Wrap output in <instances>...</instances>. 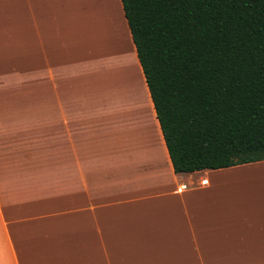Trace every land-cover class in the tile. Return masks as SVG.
I'll use <instances>...</instances> for the list:
<instances>
[{
	"label": "crops",
	"instance_id": "1",
	"mask_svg": "<svg viewBox=\"0 0 264 264\" xmlns=\"http://www.w3.org/2000/svg\"><path fill=\"white\" fill-rule=\"evenodd\" d=\"M68 1L0 0V264H264V159L175 172L122 0L95 18ZM118 23L153 130L104 141L103 119L119 133L140 105L127 69L112 71L127 105L103 93L94 52L125 54ZM62 148L85 150L67 188Z\"/></svg>",
	"mask_w": 264,
	"mask_h": 264
},
{
	"label": "trees",
	"instance_id": "2",
	"mask_svg": "<svg viewBox=\"0 0 264 264\" xmlns=\"http://www.w3.org/2000/svg\"><path fill=\"white\" fill-rule=\"evenodd\" d=\"M175 172L264 159V0H122Z\"/></svg>",
	"mask_w": 264,
	"mask_h": 264
},
{
	"label": "rangeland",
	"instance_id": "3",
	"mask_svg": "<svg viewBox=\"0 0 264 264\" xmlns=\"http://www.w3.org/2000/svg\"><path fill=\"white\" fill-rule=\"evenodd\" d=\"M60 1H62V2L67 1L69 3L68 0H60ZM72 1L74 3V0H72ZM99 4H100V6H105L109 9V4L107 3L106 0H90V5H89V7H87V8H89V10L84 7V5H85L84 3H81L82 16L84 18H95V16H96L95 7H97L96 5H99ZM118 4L119 3L117 0V5ZM70 7L72 8V6H70ZM74 7H75V11L78 12L80 9V6L75 5V3H74ZM118 7H119V5H118ZM71 11H72V9H71ZM117 25H118V32L117 33L120 34L119 33L120 23H118ZM101 49H103V46L101 47ZM94 53H97V51H95ZM126 53H127V55L130 53L128 47L126 49ZM123 57L125 59V56H123ZM130 57L132 58L131 53H130ZM119 58L120 59H118L117 63L114 62V64H112V65L109 64L108 67H111L112 71L118 70L117 72H122V71L125 72V70L127 69L126 62L125 61L123 62V59L121 57H119ZM108 67H107V71H108ZM101 75H102V73H101ZM106 82L108 83L109 80L107 77V73L105 72V76L102 75V88H103V84L105 85ZM103 91H104L103 93L107 94L106 98L109 100V102H111L112 97H110L107 90L103 89ZM8 92L19 93L20 90L18 88L17 89L14 88V91H8ZM10 106H12V108H17L13 105H10ZM126 110H128V111H126L125 116L116 119V126L120 131V132L118 131L119 133H112V130H111L112 121H110V118H104L103 119L104 122L102 123V127L99 128V129H101V133H94V134H90V135H94V136L99 135L102 138V140H104V141L109 140L111 137H114L115 135H117L121 138L124 137L126 139H128L130 137L137 138L139 136H142V134H144L147 130H149L150 126L152 125L151 124V121L153 119L152 115L149 112L143 110L139 106H138V108L136 107V108L126 109ZM126 122H128V123L126 124ZM99 129H97V130H99ZM74 131H75V128H72L71 132H68V129H66V128L63 129L62 139H66V140L77 139L78 135ZM111 141H112V139H111ZM101 151L108 153L110 150L104 149ZM112 151H116V149L112 150ZM84 155H85V150H81V149L75 150V149H70V148H62V150H61L62 162L63 161L66 162V163L62 164V166H61V168H62V185H64L65 188H67V185H68V177H69L70 170H73V172H74V169L78 168V172H79L80 169L83 170V168H84L83 163H80L77 165H75V163L70 164L69 160L72 158H75V157L84 158ZM62 189H64L63 186H62Z\"/></svg>",
	"mask_w": 264,
	"mask_h": 264
},
{
	"label": "bare ground",
	"instance_id": "4",
	"mask_svg": "<svg viewBox=\"0 0 264 264\" xmlns=\"http://www.w3.org/2000/svg\"><path fill=\"white\" fill-rule=\"evenodd\" d=\"M106 1L109 4V10L111 11V13L115 14V16H116V13H118L116 1L115 0H106ZM74 3H75V5L80 6V8H81V3H84L85 4L84 7L89 10V8H87V7H89V5H90V0H74ZM119 33H120V35H121V37L123 39V48L125 49V55H124V52L122 51V48L120 46H117L116 50L118 51V56L123 59V62L124 61L126 62L127 71H128L127 73L129 75L130 82H131V84H132V86H133V88L135 90V94H136V95H134L135 98H133V100H134L135 103H138L137 102V100H138L139 104H140L139 107H141L143 110H145V111L150 113V111L148 109V106H147V101L145 99V91H144L145 89H144V87H143V85H142V83L140 81V76L138 74L137 67H136L135 63L132 61V58L130 57V53L128 55L126 53L127 41H126V39H124V34H123V30H122L121 25H119ZM94 54H95V56L97 57V59L99 61L98 64L100 65V69H102L101 70L102 75L105 76V72L107 73V77H108V80H109V82H108V84H109L108 94L110 95V97H112L111 98V105H116V104L118 106L119 105H124V104L126 105L127 104L126 103L127 102L126 99H124L123 97H120L118 90H116L114 88L115 87L114 86L115 83L113 81V73H112L111 67H108V71H107V69H106L107 67L105 66L106 65L105 64L106 60L108 61L109 64H111V61H109L111 59V56L108 53H106L104 49H101L100 52H97V53H94ZM106 54H107V57H106ZM123 56H125V59H124ZM119 57H118V59H120ZM101 59H102V61H101ZM117 87H118V85H117ZM136 96H137V100H136ZM114 101L116 102V104H115ZM113 110H114V113H116V114L118 112H120V108H115ZM117 110H119V111H117ZM127 123L128 122H126V124ZM152 130L153 129L150 126L151 133H152Z\"/></svg>",
	"mask_w": 264,
	"mask_h": 264
}]
</instances>
